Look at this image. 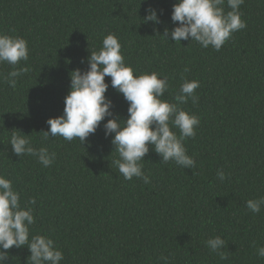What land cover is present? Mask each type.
I'll list each match as a JSON object with an SVG mask.
<instances>
[{
    "label": "trees",
    "instance_id": "16d2710c",
    "mask_svg": "<svg viewBox=\"0 0 264 264\" xmlns=\"http://www.w3.org/2000/svg\"><path fill=\"white\" fill-rule=\"evenodd\" d=\"M178 0H0V34L28 41L30 70L13 89L4 80L12 65L0 64V175L32 207L31 235H46L64 253L60 264H264V207L254 214L246 202L264 197V0H244L243 30L219 51L197 42L163 37ZM155 9L159 24L144 23ZM225 12L230 11L227 0ZM109 33L122 45L134 75L158 72L168 78L162 99L200 119L196 136L184 141L195 167L163 163L150 146L143 171L150 183L125 180L101 122L82 145L49 137L47 121L63 115L70 73L87 71V58ZM83 61V62H82ZM188 71H185V69ZM184 80H198L197 104L175 97ZM110 86L105 96L121 120L128 102ZM30 135L55 160L44 167L36 157L17 156L13 131ZM179 136V129L173 128ZM218 170L225 173L221 181ZM34 198L35 205H29ZM220 236L228 259L206 241ZM6 264H30L27 247L7 250Z\"/></svg>",
    "mask_w": 264,
    "mask_h": 264
},
{
    "label": "clouds",
    "instance_id": "9594fccd",
    "mask_svg": "<svg viewBox=\"0 0 264 264\" xmlns=\"http://www.w3.org/2000/svg\"><path fill=\"white\" fill-rule=\"evenodd\" d=\"M244 0H178L173 5L171 20L178 26L170 32L165 29L163 37L170 36L175 43L182 40L197 42L202 48L210 46L219 51L231 38V35L247 27L242 20L240 6ZM144 23L160 21L155 9L149 8ZM181 44V43H180ZM119 38L109 33L102 41L98 51H92L87 58V71L80 69L70 73V91L64 99L63 115L47 121L49 131L43 132L44 139L62 137L71 142L79 139L83 145L86 139L95 134L101 122L105 137L112 136V144L118 159L112 161L125 180L133 177L150 183V178L143 171L144 157L149 153L150 146L161 157L163 163L174 162L186 169L195 167V160L187 154L184 141L196 136V128L200 124L197 115L178 107L177 103H169L162 99L168 91V78L162 73L151 72L134 75V70L125 63L121 52ZM29 59L28 41L20 36L0 34V64L12 65L14 70L4 77L5 82L15 88L17 78L30 69L15 68L20 61ZM83 62V61H82ZM185 71H188L186 68ZM105 77H111V87L122 94L128 102V119L121 120L111 109L113 102L105 96L109 84ZM200 87L198 80H184L175 97L179 104H187L191 100L195 105L199 96L195 90ZM179 129V136L172 131ZM30 135L16 130L12 132L9 144L17 156L29 155L37 158L44 167H49L55 160V153L46 147L36 148L32 145ZM223 181L226 176L222 170L217 172ZM21 193L13 188L12 181L0 175V264L9 260L7 250L13 247H27L30 264H60L64 253L55 246L54 241L46 235H31V226L35 224L32 207H22ZM34 198L29 205H35ZM246 207L254 214H259L264 207V197L248 200ZM210 251L217 253L222 260L228 259L223 252L225 241L215 236L206 241ZM257 255L264 258V246L256 248ZM167 264V257H160Z\"/></svg>",
    "mask_w": 264,
    "mask_h": 264
}]
</instances>
